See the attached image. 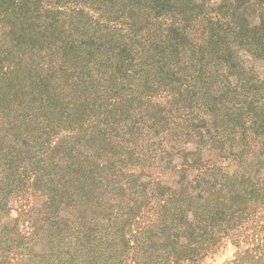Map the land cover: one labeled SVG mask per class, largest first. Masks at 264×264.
Masks as SVG:
<instances>
[{"label":"trees","instance_id":"16d2710c","mask_svg":"<svg viewBox=\"0 0 264 264\" xmlns=\"http://www.w3.org/2000/svg\"><path fill=\"white\" fill-rule=\"evenodd\" d=\"M226 242L264 264V0H0V264Z\"/></svg>","mask_w":264,"mask_h":264},{"label":"rangeland","instance_id":"374dc122","mask_svg":"<svg viewBox=\"0 0 264 264\" xmlns=\"http://www.w3.org/2000/svg\"><path fill=\"white\" fill-rule=\"evenodd\" d=\"M195 1L200 2L201 0H195ZM255 11H256V8H248L246 12L254 14ZM94 18H96V15H94ZM243 59H244V63H245V60H246L245 56L243 57ZM255 162H256V158L251 157V159L249 160V162L247 164H240V165L237 164V165L230 166L229 172L234 173V172H241V170H248V168H245V165H247L249 167L250 163H251V165H254ZM30 206H34V207L39 206L38 196L32 195L30 191L26 192L25 194H22L20 196H17L15 199H13L11 201V207L18 210V211H20L23 207L27 208ZM4 221H5V223H7L6 220L3 219V222ZM255 232H254V235L257 233V232L255 233ZM248 234L252 235L253 230L247 229L245 236ZM250 238H252V237H250ZM236 250L237 249L231 243L226 242L225 244H223V246L219 249V251L215 255L208 257L201 264H224V263H228L229 261H231L233 259V256L235 255Z\"/></svg>","mask_w":264,"mask_h":264}]
</instances>
